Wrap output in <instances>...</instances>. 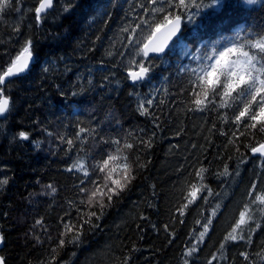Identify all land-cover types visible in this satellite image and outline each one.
<instances>
[{"label":"trees","instance_id":"trees-1","mask_svg":"<svg viewBox=\"0 0 264 264\" xmlns=\"http://www.w3.org/2000/svg\"><path fill=\"white\" fill-rule=\"evenodd\" d=\"M39 1L9 0L0 10V75L29 41L34 57L24 76L0 86L10 102L0 118V181H8L0 184L5 264H264V205L257 202L254 219L237 228L239 212L254 199L252 183L264 192V157L251 156L264 131L246 127L247 118L235 123L239 100L221 108L216 95L204 111L192 103L201 91L193 70L205 53L235 42L264 59L252 47L264 38V0H224L219 14L198 17L200 28L187 23L195 9L185 10L181 44L149 57L145 66L153 69L136 84L127 73L138 70L131 61L144 60L136 53L152 29H131L165 14L153 17L145 7L179 9L167 0H54L37 22ZM19 131L29 140H20ZM109 155L118 157L109 168L126 162L134 179L103 208L96 201L90 206L79 189L103 187L108 169L96 166ZM77 161L90 173L84 185L82 171H69ZM123 174L117 169L113 177ZM193 185L201 189L195 197ZM230 234L237 239L226 241Z\"/></svg>","mask_w":264,"mask_h":264},{"label":"snow or ice","instance_id":"snow-or-ice-1","mask_svg":"<svg viewBox=\"0 0 264 264\" xmlns=\"http://www.w3.org/2000/svg\"><path fill=\"white\" fill-rule=\"evenodd\" d=\"M149 3H156L157 0H148ZM260 0H244V3L247 5H253L259 3ZM53 0H40V4L35 8L36 20L39 22L41 20V13L45 9L52 6ZM169 8L176 7L180 12L172 13L171 11L166 10L163 7H152L151 9L145 7V13H149L153 17H158V14L165 13L162 19H157L154 21H149L147 18H142L140 23H138L134 28L131 29L132 33H135L142 24L147 25L152 29L151 34L147 38V42L143 44L142 47L137 51V55H141L145 58L141 61L133 60L131 63L134 66L138 67L137 71H133L131 68L128 70V77L131 79L133 84L137 82L144 81L148 78L150 72L153 69V65L145 66L147 63L150 54L160 55L164 54L166 48L171 51L175 49L178 45L181 44V38L177 34L181 32L182 25L185 20V10L192 8L195 9L191 14L186 16L187 23L192 24L195 28L203 27L204 25L198 20V17L216 15L219 14L224 8V0H207L206 3H197L196 0H192L191 4L186 3V0H177L174 4L173 0H167ZM9 6V0H0V10H3ZM201 9H207L210 11L201 12ZM129 31L128 28L124 29ZM194 34H196L194 32ZM176 39H173V38ZM131 42L133 39L132 35L128 37ZM171 41V44L169 42ZM252 47L258 49L259 53L264 54V39L252 45ZM216 50L213 49V53ZM187 54V53H186ZM235 57V58H233ZM33 53L31 51V41L23 47L22 51L12 60L11 66L0 75V86L4 85L7 77H11L16 74L23 73L26 69L29 68V65L32 61ZM201 66L199 70H193L196 75V80L199 82L198 87L201 89L200 92L194 93L195 99L192 103L196 106L194 110L204 111L208 103L214 102V97L219 95L221 108L231 107L234 101H241L242 107L239 109L238 114L235 115V123L239 126L240 122L247 118L252 123L246 125L248 128H257L260 126V130L264 131V59H257L256 55L250 54L249 51L244 50L243 46H237L235 42L232 43L230 47L225 46L222 51H219L218 55H208L205 53V56L200 60ZM47 71V69H45ZM212 95L213 99L210 100L209 96ZM148 105L152 104L151 100L147 101ZM10 109L9 98L3 94V88L0 87V117H3ZM255 109V110H254ZM139 110L141 115H145L148 112V109L144 107V104L139 105ZM84 128H80V132H84ZM51 134V133H49ZM235 135V133L233 134ZM18 137L22 141L29 140V133L26 131H19ZM79 137V133H77ZM68 145L71 147L73 140L67 141ZM115 143H119L116 141ZM147 147L151 146V142L144 141ZM124 147L131 148V144H125ZM119 152L120 149L117 148ZM252 153H260L261 156H264V143H259L258 146L251 148ZM117 156L109 155L107 159H104L102 164H98L96 167L99 168L101 173H104L108 169L107 175L105 176L106 183L103 187H96V190L91 191L87 187H80L79 191L87 196L88 203L91 206L93 201H96L100 204L101 208L105 206V199L107 201H112L113 196L118 195L122 192L126 185L134 179L132 176L131 167L125 162L124 164H116L115 166L109 168L111 161H116ZM75 169L76 171L83 172L85 177L84 180H81V185H84L90 173L85 164L81 161H77L72 165L71 171ZM121 169L123 171V177L120 179L114 178L113 173ZM206 169H199L196 172L197 177L202 182L204 179L203 173L206 172ZM224 175L228 174L227 166L224 169ZM218 175H220L218 173ZM107 181H111L109 185ZM7 179L0 181V184H7ZM95 185V182H93ZM51 189L52 193L56 192V188L52 185L48 186ZM257 184L256 182L252 183L251 189L248 192L249 197H253L249 203H245L243 210L239 212V219L237 221V228L242 225H246L249 220L254 219V208L253 206L259 203V205H264V192L256 191ZM201 191L200 188L193 185V191L189 192L190 196L195 197L196 193ZM209 194L211 195V190L208 189ZM99 199L97 200V197ZM207 199V198H205ZM84 201L82 200L81 203ZM262 215H264V208L260 209ZM181 214H183L181 212ZM90 215H96L94 212ZM88 220H85V223H88ZM37 224H40L41 221L37 220ZM211 221L209 220V224ZM256 227H260V224L257 223ZM69 231L71 229H68ZM208 230V225H204V232L201 233L203 236ZM234 232L236 229L233 230ZM254 231V229H252ZM241 239L244 237L241 236ZM228 239L235 240L237 237L230 234L228 237H225V240ZM250 240L251 237L249 236ZM2 240V237H0ZM65 241H61V244H64ZM224 245L222 244L221 247ZM195 248H192L186 253V255H191ZM247 259V255L242 253ZM0 264H5L3 257H0ZM187 264V262H186Z\"/></svg>","mask_w":264,"mask_h":264},{"label":"water","instance_id":"water-1","mask_svg":"<svg viewBox=\"0 0 264 264\" xmlns=\"http://www.w3.org/2000/svg\"><path fill=\"white\" fill-rule=\"evenodd\" d=\"M39 4H40V1H39L38 5H37L36 7H38ZM53 5H54V0H53V3H52V6H51L50 8L45 9L44 12L41 13V17H43V16H45L46 14H48V13L52 10ZM35 15H36V13H35ZM181 31H182V29H181ZM180 33H181V32H179L177 35L179 36ZM173 39H176V38L174 37ZM146 42H147V41H146ZM169 44H171V41L169 42ZM166 50H167V48H166ZM166 50H165V52H166ZM161 55H163V54H160V55L150 54V57H152V56H161ZM33 60H34V57L32 58V61H31L30 65H29V68H28V69H26L23 73L16 74V75H13V76H11V77H7V78H6V82H7L8 80H10V79H16V78H19V77L24 76V75L29 71V69H30V67H31V65H32V63H33ZM6 71H7V70H6ZM1 75H2V74H1ZM130 80H131V79H130ZM6 82H5V83H6ZM2 86H3V85H2ZM4 116H5V115H4ZM4 116H3V117H4ZM3 117H0V118H3ZM263 143H264V142H263ZM251 156H252V157H256V156L264 157V156H261L260 153H255V154H254V153H252V151H251ZM0 237H1V234H0ZM1 244H2V240H0V246H1ZM0 257H1V256H0Z\"/></svg>","mask_w":264,"mask_h":264},{"label":"rangeland","instance_id":"rangeland-1","mask_svg":"<svg viewBox=\"0 0 264 264\" xmlns=\"http://www.w3.org/2000/svg\"><path fill=\"white\" fill-rule=\"evenodd\" d=\"M263 39H264V38H263ZM146 41H147V40H146ZM146 41H145V42H146ZM145 42H144V43H145ZM144 43H143V44H144ZM143 44H142V45H143ZM250 54H253V55H254V53H250ZM215 55H218V53H216ZM143 58H144V57H143ZM233 58H235V57H233ZM144 59H145V58H144ZM133 71H137V70H133Z\"/></svg>","mask_w":264,"mask_h":264},{"label":"bare ground","instance_id":"bare-ground-1","mask_svg":"<svg viewBox=\"0 0 264 264\" xmlns=\"http://www.w3.org/2000/svg\"><path fill=\"white\" fill-rule=\"evenodd\" d=\"M158 170V169H157ZM201 215V214H200ZM155 238V237H154Z\"/></svg>","mask_w":264,"mask_h":264}]
</instances>
